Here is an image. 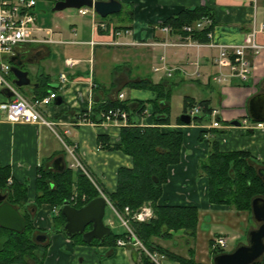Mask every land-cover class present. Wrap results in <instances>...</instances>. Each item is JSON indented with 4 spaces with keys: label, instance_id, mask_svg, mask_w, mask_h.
<instances>
[{
    "label": "crops",
    "instance_id": "1",
    "mask_svg": "<svg viewBox=\"0 0 264 264\" xmlns=\"http://www.w3.org/2000/svg\"><path fill=\"white\" fill-rule=\"evenodd\" d=\"M115 1L121 4V8L126 5L128 9L125 12L126 24L123 21L108 20L107 17L100 18L90 9L84 15L78 14V9H73L74 12L69 9L60 12L51 10L53 13L49 15L45 11L43 15L34 14L33 35L42 42L24 46L22 52L17 53V58L14 57L15 66L18 61L26 60L23 56L25 49H30V55L35 52L37 54L36 60L29 66L30 85L18 90L27 98L43 93L46 95L58 87L60 74L65 75L68 85L64 93L56 90V98L44 109L45 119L55 124L53 131L43 124L9 123L0 112V167L8 169V180L28 186L27 205L32 206L37 170L42 168L45 171H57L55 162L58 159L62 160L63 170L71 168L72 162L69 161L70 156L66 150V147H70L75 149L78 160L82 161L86 171L100 187L112 192L116 186L118 168L131 167V159L120 152L104 149L107 143L114 144L118 141L120 127L79 125L84 108L90 104L93 109L107 100H119L118 96L122 94L120 101L127 100L130 111L137 104L145 106L143 116L134 114L133 120L141 126H151L156 95L150 91L125 87L129 82L144 77H150L154 83H168L172 89V97L178 92L176 98L182 99V106L184 97L195 101L207 100L212 110L217 112L216 120L222 128L215 129L219 133L203 134V138L199 139L201 132L210 130L207 128L210 122L178 126L170 119L172 129L183 135L181 157L178 164L167 167V182L163 185L162 196L158 200V205L192 206L198 209L195 239L189 242L183 231L174 233L168 239H153L156 244L176 255L188 258L193 254L196 261L206 264L204 258L212 260L210 240L214 236L224 235L227 243L240 242L228 251L231 252L237 246L243 245L241 240L250 232V217L246 213H237L227 206L208 202L207 179L199 175L197 168L199 161L208 155L211 139H215L221 152L244 151L255 161L264 163V130L248 132L242 127L232 125L248 116L249 100L264 93V33H257L255 38L261 48L257 52L247 51L251 74L245 83L232 80L230 83L217 84L213 81L217 72L214 63L217 52L214 49L201 48L196 53L192 48H138L131 43H157L166 40L177 42L178 36L161 33L159 25L185 8L206 7L213 15L214 43L240 44L251 31L253 23L256 29L260 25L264 26V0ZM38 21L48 25L41 26ZM118 27L122 29H116ZM114 29L129 31V34L122 33L116 37L113 34ZM144 49L150 59L149 56L145 59L142 56L132 59L131 51L143 53ZM190 51L195 54L191 61L188 60ZM121 56L125 58L122 59ZM161 56L165 57L168 67H178L186 73L193 71L192 63L198 57L199 76L193 78L176 71L172 77L167 78L163 71L153 72ZM67 61H71L73 65H67ZM149 63L152 65L149 66ZM24 67L26 69L27 64ZM142 68L145 73L141 71ZM140 73L144 76L139 77ZM9 78L13 80L11 74ZM191 85H195L204 98H200V94L193 88H190L192 95L183 92ZM127 89L130 94H127ZM6 97L0 90V102ZM46 111L50 112V117L46 115ZM66 130L68 134L65 133ZM100 136L104 137L102 141H99ZM31 212L33 227L40 236L45 237L43 242L47 252L43 264H141L139 254L136 255L138 250L132 247L74 244L62 232H56L60 222L51 224V219L58 215L57 209L51 210L48 205H42L36 211L31 209ZM204 218L209 222L207 230L202 229ZM224 220H227L228 225L233 223L231 229H225ZM200 234L205 241L201 248L196 244ZM21 264L33 262L27 260ZM163 264L177 263L163 258Z\"/></svg>",
    "mask_w": 264,
    "mask_h": 264
},
{
    "label": "trees",
    "instance_id": "2",
    "mask_svg": "<svg viewBox=\"0 0 264 264\" xmlns=\"http://www.w3.org/2000/svg\"><path fill=\"white\" fill-rule=\"evenodd\" d=\"M53 2L56 1L53 0ZM202 18H209L213 22V15L208 8H185L165 19L161 26L170 29V36L182 38L190 36L193 41L205 43L206 32L213 28V23L202 30H193L190 34L183 31L184 26H193ZM116 29H122V27ZM125 87L150 91L156 95L153 121L151 126H140L132 117L134 114L142 116L145 106L137 104L136 108L130 111L127 100H107L93 107L90 119L96 123L100 122L99 114L102 111L120 108L127 112V124L119 128L118 141L114 144L107 143L104 149L120 152L131 159V167L118 168L114 191L107 192L97 184L96 187L118 212H123L124 208L134 212L143 204L150 203L154 218L148 222L130 223L133 233L147 251L158 252L177 264H200L194 259L193 254L185 258L153 241L155 238L168 239L178 231H183L187 239L194 240L198 226L196 207L158 205V200L162 196V187L167 182V167L179 163L183 143L182 133L171 127L172 89L168 83H154L150 77L138 78L126 84ZM44 94L35 97H41ZM196 106H199L201 110L195 116L193 123L199 125L210 122L212 108L207 100L195 101L184 97L182 114H186ZM175 125L185 124L177 117ZM210 132L219 133L215 129H210L201 132L199 139L203 138V134ZM103 139L104 137H99V141ZM197 169L199 175L207 179V199L212 205L227 206L252 216V200L258 197L264 199V163L255 161L247 152H221L215 139H211L208 155L199 161ZM8 178H10L8 169L0 167V194L5 195L6 201L24 218L25 229L17 233L0 227V264H21L27 260L32 261L33 264H43L47 247L44 246L45 242L37 240V236L40 235L33 227L31 209L36 211L42 205H48L51 210L57 209L58 215L51 219V224L60 222L56 232H62L65 218L60 207L64 202H70L74 208L79 209L100 195L92 181L80 169L65 168L59 172L39 168L34 182V201L32 206H29L27 205L28 186L18 182L9 184ZM73 195H76L75 204L71 201ZM82 196L86 198L84 202L81 200ZM90 229L91 226H88L85 232ZM126 235L125 230L115 233L111 229L109 236L102 242L93 239L90 243H84L81 235H75L71 239L76 245L115 246L117 239L124 238ZM212 252L213 257L223 254L221 249H212ZM137 254L141 264H153L143 252L136 251ZM253 264H264V255Z\"/></svg>",
    "mask_w": 264,
    "mask_h": 264
},
{
    "label": "built area",
    "instance_id": "3",
    "mask_svg": "<svg viewBox=\"0 0 264 264\" xmlns=\"http://www.w3.org/2000/svg\"><path fill=\"white\" fill-rule=\"evenodd\" d=\"M59 1V0H57ZM35 7V0H0V90H6L9 95L0 102V112L4 115V118L9 123H23V124H43L52 131L55 124L44 117V109L51 105L52 101L56 98L55 91L41 97H24L14 85L13 81L9 78L11 71L10 61L12 58L17 57V53L21 51L24 46L32 43H41L42 41L36 38L33 33L35 31V15L33 8ZM89 10L81 8L78 10V14L84 15ZM212 25V21L209 18H202L197 21L193 26H184L183 31L190 34L193 30H202ZM160 32L169 35L170 29L168 27H161ZM124 34H129V31H115L113 34L119 37ZM264 33V26L260 25L257 29L253 23V27L249 33L246 34L244 40L240 44H216L213 41V29L206 32L205 43H199L193 41L190 36L179 37L177 42L166 40L163 42H134L132 45L136 46H159L161 48L167 47H179V48H192L196 53L201 48L214 49L217 52L214 63L217 69L213 77V81L217 84L230 83L235 80L239 83H245L248 81L251 74V66L249 59L247 58V51L252 50L257 52L261 46L256 43V34ZM45 42V41H43ZM22 52V51H21ZM198 59V57H197ZM192 63L193 71L184 72L178 67H168L165 57L161 56L158 60V65L153 68V72L163 71L166 77H171L174 72L180 71L190 77L199 76V64L198 60ZM67 65L72 66L71 61L66 62ZM68 81L64 74H60L58 77L57 89L61 92H65L67 89ZM119 100L123 98V95L118 96ZM92 108L90 104L84 108L81 112L82 118L79 125L88 124L94 125L95 122L90 120ZM200 112L199 107L192 108L188 114L190 116L196 115ZM48 117L51 116L49 111H46ZM217 115L216 111H212V122L207 128L221 129L220 124L215 120ZM100 125L103 126H125L128 120V114L126 111L120 108H111L106 111H102L99 114ZM241 127L245 131L264 130L263 122H253L249 119H243L241 121ZM68 134V131H65ZM66 147V146H65ZM66 150L70 157L74 160V163L70 166L74 169H80L85 175L88 176L84 167L80 164L74 148L66 147ZM89 177V176H88ZM10 183V181H9ZM75 195L71 200H75ZM85 197H82V201ZM110 212L116 217L119 225L124 228L127 235L124 238L116 241L117 247H133L143 252L153 264H161L163 256L158 252L147 251L142 243L133 233L130 228L131 222H148L153 219L154 213L150 204L141 206L137 211L132 212L129 208H124L123 212H118L112 204L106 199ZM106 224L109 227H113L114 224L111 220H107ZM227 246V238L224 236H216L212 239V249L224 250Z\"/></svg>",
    "mask_w": 264,
    "mask_h": 264
},
{
    "label": "water",
    "instance_id": "4",
    "mask_svg": "<svg viewBox=\"0 0 264 264\" xmlns=\"http://www.w3.org/2000/svg\"><path fill=\"white\" fill-rule=\"evenodd\" d=\"M87 7L93 9L100 18H106L116 14L121 9V4L115 0L93 1V0H60L53 5V12H60L66 9H79ZM25 64L27 68L25 69ZM31 62L18 61L11 67V73L14 77V84L17 88L30 85L29 75ZM3 92L7 95L6 90ZM248 117L253 121L264 122V93L253 96L247 106ZM196 117L188 114H181L179 120L185 124H190ZM232 125L240 126L239 122H233ZM55 170L62 171V160L55 162ZM107 202L103 196L92 199L81 208L76 209L64 202L60 208L65 218V224L62 227V233L69 239L75 235H81L84 243H90L93 239L103 241L109 236L110 229L104 224ZM251 213L253 219L259 223L256 229L251 230L247 236V244L237 246L233 251L216 255L213 258V264H253L259 261L264 254V199L254 198L251 202ZM91 226V229L85 232V229ZM0 227L14 231L23 232L25 229V220L19 214L16 208L6 201L5 195L0 194ZM37 240L42 242L44 236H37Z\"/></svg>",
    "mask_w": 264,
    "mask_h": 264
},
{
    "label": "rangeland",
    "instance_id": "5",
    "mask_svg": "<svg viewBox=\"0 0 264 264\" xmlns=\"http://www.w3.org/2000/svg\"><path fill=\"white\" fill-rule=\"evenodd\" d=\"M35 3H36V6L33 8V13L34 14H36V15H38V14H40V15H43V12L45 11L48 15L51 13H53L51 10H52V7H53V5H54V2H53V0H35ZM46 5V7H43V6H45ZM69 10H71V11H73L74 12V10L73 9H69ZM128 9L126 8V5H123L122 6V8H121V10H120V12H118V13H116V14H113V15H110V16H108L107 17V19L108 20H113V21H118V22H121V21H123L122 23H124V24H126L127 23V20H126V18H125V16H127L126 14H125V12L127 11ZM123 18V19H122ZM41 21V20H40ZM40 21H38V23H39V25H41V26H47L48 24L45 22H40ZM47 22H48V20H46ZM138 48H150V47H144V46H137ZM135 48V47H134ZM190 49V48H189ZM132 53V59L133 58H135V57H140V56H142L144 59L145 58H147L149 55H146L145 53H147V52H145V49H144V52L143 53H140V52H137V50L136 51H131ZM129 53V52H128ZM122 54V53H121ZM189 54H190V57H188V60L189 61H191V60H194V56H195V54H194V51L193 52H189ZM147 56V57H146ZM96 57H97V59H98V55H96ZM121 58L123 59V58H125L124 56H121ZM127 58V57H126ZM151 57L149 56L148 57V59H150ZM109 59V58H108ZM119 59V57L117 58V60ZM126 60H128V59H126ZM134 61V60H133ZM135 62V61H134ZM110 63H111V58H110ZM119 63V65H122V63L121 62H118ZM14 62H12V61H10V65H11V67L12 66H14ZM117 64V63H116ZM133 64V63H132ZM149 66H151L152 64L151 63H149L148 64ZM133 66V65H132ZM134 68V67H133ZM118 70H120V69H118ZM40 71L41 70H39V73H40ZM141 71L143 72V73H145V71L143 70V68L141 69ZM119 72V71H118ZM135 72V71H134ZM143 73H140V74H138V76L139 77H142V76H144V74ZM135 74H136V72H135ZM168 78V77H167ZM194 78H196V77H194ZM190 88H193L196 92H198L197 90L198 89H196L197 87L195 86V85H191V87H188L187 89H185V90H183V92L185 93V94H187V95H192V92H191V89ZM126 92H127V94H130V92H129V89H127L126 90ZM200 95V98H204V95L199 91L198 92ZM175 94V96L173 95V97H172V100H171V113H170V119L171 120H173V121H175V119L177 118V117H179L180 115H181V110H182V99L180 98H176V96H178V92L177 93H174ZM212 118H210V123L212 122ZM203 124V123H202ZM201 124V125H202ZM200 125V124H199ZM69 161H71L72 163H74V160L72 159V157H70L69 158ZM79 162H81L82 163V161L81 160H79ZM75 164V163H74ZM87 174H88V178L90 179V181H92V183L94 184V186L96 187V184L97 185H99V183L96 181V180H94V178L91 176V174L89 173V172H87ZM73 197V196H72ZM82 197H84V196H82ZM82 197H81V200H82ZM208 200V199H207ZM76 201V197H75V200H74V202ZM147 204H150V203H145V204H143V205H147ZM142 205V206H143ZM220 206H222V205H220ZM233 209V208H232ZM234 211H235V209H233ZM235 212H237V211H235ZM237 213H246L249 217H250V231L251 230H253V229H256L257 227H258V225H259V223H257V222H255L254 221V219H253V217L251 216V215H249L247 212H237ZM154 218V217H153ZM105 221L106 220H111L112 222H113V224H114V227L112 228V231H114L115 233H121V232H123V228L122 227H120V225H119V222H118V220L116 219V217L110 212V210L108 209V208H106V210H105ZM205 220H204V222H202L203 224H202V226H203V230H207V228L209 227V222H208V220L206 219V218H204ZM231 225V226H230ZM232 225H233V223H229V225L227 224V220H224L223 221V226L225 227V229L226 230H228V229H231V227H232ZM226 226H227V228H226ZM190 240V239H189ZM193 240H190L189 242H192ZM247 237H244L242 240H241V243H243V244H247ZM204 240H203V238H202V235L200 234L198 237H197V242H196V244H197V246L199 247V248H201L203 245H204ZM180 243V242H179ZM238 243H240V242H238V241H236V242H230V243H227V246H226V248L224 249V250H222V253H225V252H228V251H230L231 249H233L234 248V246L235 245H237ZM210 244H211V241H210ZM210 252L212 253V255H213V252H212V248L210 247ZM205 255V254H204ZM213 256H212V260H207L206 258H204L203 260L206 262V264H213ZM197 262H199L200 264H203V263H201L200 261H197ZM160 263L161 264H163V260H161L160 261Z\"/></svg>",
    "mask_w": 264,
    "mask_h": 264
},
{
    "label": "flooded vegetation",
    "instance_id": "6",
    "mask_svg": "<svg viewBox=\"0 0 264 264\" xmlns=\"http://www.w3.org/2000/svg\"><path fill=\"white\" fill-rule=\"evenodd\" d=\"M24 51V50H23ZM40 53H42V51H39ZM30 53H31V51H30V49L28 50V49H25V51H24V55L23 56H25L26 57V61H29V62H33V61H35L36 60V52H35V54H32V55H30Z\"/></svg>",
    "mask_w": 264,
    "mask_h": 264
}]
</instances>
